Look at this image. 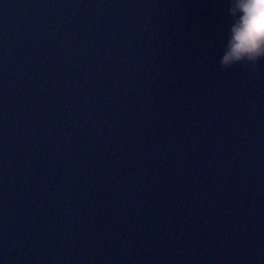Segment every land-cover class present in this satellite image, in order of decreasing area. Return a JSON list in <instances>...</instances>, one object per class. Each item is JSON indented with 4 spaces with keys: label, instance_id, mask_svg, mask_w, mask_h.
I'll return each mask as SVG.
<instances>
[{
    "label": "water",
    "instance_id": "obj_1",
    "mask_svg": "<svg viewBox=\"0 0 264 264\" xmlns=\"http://www.w3.org/2000/svg\"><path fill=\"white\" fill-rule=\"evenodd\" d=\"M228 0H0V264H264V61Z\"/></svg>",
    "mask_w": 264,
    "mask_h": 264
},
{
    "label": "clouds",
    "instance_id": "obj_2",
    "mask_svg": "<svg viewBox=\"0 0 264 264\" xmlns=\"http://www.w3.org/2000/svg\"><path fill=\"white\" fill-rule=\"evenodd\" d=\"M231 25L221 57L227 69L264 61V0H228Z\"/></svg>",
    "mask_w": 264,
    "mask_h": 264
}]
</instances>
